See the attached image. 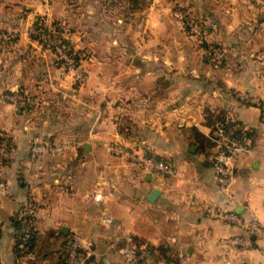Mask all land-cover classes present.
Returning <instances> with one entry per match:
<instances>
[{
  "label": "crops",
  "instance_id": "0c3cea01",
  "mask_svg": "<svg viewBox=\"0 0 264 264\" xmlns=\"http://www.w3.org/2000/svg\"><path fill=\"white\" fill-rule=\"evenodd\" d=\"M45 21L61 23L69 38L60 40L87 53L83 82L30 33ZM19 90L34 104L2 98ZM221 118L250 134L227 190L212 168ZM44 138L75 143L34 155L33 141ZM0 139V264H64L75 233L104 264L122 259L127 236L143 264H264V5L0 0ZM113 143L165 160L173 174L143 170L111 152ZM210 207L254 218L262 232L226 250L219 239L240 230L209 216ZM22 235L35 236L34 246L17 244Z\"/></svg>",
  "mask_w": 264,
  "mask_h": 264
},
{
  "label": "built area",
  "instance_id": "2783aa9c",
  "mask_svg": "<svg viewBox=\"0 0 264 264\" xmlns=\"http://www.w3.org/2000/svg\"><path fill=\"white\" fill-rule=\"evenodd\" d=\"M259 7H263L264 0H251ZM41 25V24H40ZM185 25L190 28L192 34L200 35L199 27L191 20H185ZM45 27V24H42ZM41 27V26H39ZM32 35L39 34L41 41L55 52L60 61L61 68L66 73H73L74 78L78 81L85 79V74L81 70L79 62L75 60L73 54L68 51V48L63 44L62 40L53 39L49 31L45 34L42 28L33 27L30 30ZM38 37V38H39ZM2 98L10 103H23L25 96L18 92H5ZM213 142L216 145V152L212 158V168L214 170L215 179L223 190H227L230 186L233 172L231 165L237 160L239 155L247 151L244 142L234 138L231 133L223 127L216 125L213 129ZM75 141L63 140L60 142L46 141L35 139L31 145V151L34 155H59L67 151L73 146ZM109 150L115 155L122 156L130 160L133 164L139 166L143 170L159 176H171L173 167L161 158L147 155L141 151L128 148L119 143L109 145ZM7 191L6 184L0 179V196H3ZM102 194L95 193L94 198L100 200ZM209 216L225 222L240 230V233L233 234L227 238L219 239V243L229 250L232 247L246 248L250 245V235L259 234L262 232L261 225L254 218H240L233 211L225 208H207ZM122 259L112 264H143L145 259L144 251L139 248L131 236H127L122 249ZM96 256L93 248V243L90 239L85 238L80 234H73L67 241L65 264H88L94 261Z\"/></svg>",
  "mask_w": 264,
  "mask_h": 264
},
{
  "label": "trees",
  "instance_id": "16d2710c",
  "mask_svg": "<svg viewBox=\"0 0 264 264\" xmlns=\"http://www.w3.org/2000/svg\"><path fill=\"white\" fill-rule=\"evenodd\" d=\"M190 16L189 15H186L184 14V19H191L189 18ZM40 21L37 20L36 23L39 24ZM200 24V23H199ZM59 23L58 22H54L53 23V26L55 27L57 33H59V35L63 32V29L61 27L58 26ZM201 26V25H200ZM187 30H188V27L186 26L185 27ZM63 42L65 43L66 47L68 48V51L70 53L73 54V57L75 58V60L77 62H80V59L82 58V55L79 51H75L74 48L69 44L68 41L66 40H63ZM59 64V62H58ZM26 98L28 97L26 93H24L22 90H19ZM18 104V103H17ZM18 106H22V107H28L29 104L28 102H26V99L23 103L19 104ZM216 125H219L221 127H223L226 131H228L229 133H231V135L238 139V140H242L243 142L245 141V138H247L250 134L246 131H243L242 128L240 126L237 125V123L235 122H231L225 118H221L220 121L215 124L214 128L216 127ZM43 139V138H42ZM1 140V139H0ZM44 140H46L44 138ZM46 141H49V140H46ZM245 143V142H244ZM247 146V144H245ZM7 150V148L3 147L1 145V141H0V161H4L3 159V154L4 152ZM24 236L22 235V238H18L17 239V244H23L24 246H27V247H33L34 244H35V241H37L36 237L33 236L34 238L31 237H27V238H23ZM67 246V244H66ZM66 246L64 247V250H63V260H64V264H65V256H66Z\"/></svg>",
  "mask_w": 264,
  "mask_h": 264
},
{
  "label": "rangeland",
  "instance_id": "374dc122",
  "mask_svg": "<svg viewBox=\"0 0 264 264\" xmlns=\"http://www.w3.org/2000/svg\"><path fill=\"white\" fill-rule=\"evenodd\" d=\"M179 16V19H181V22H183V24H184V26H186L185 25V20L186 19H184V15H181V14H179L178 15ZM38 25V24H37ZM59 27H61L62 29H63V32L59 35V33H57V31H56V29H55V27L53 26V23H48L47 21H45V34L47 33V31H49V34L52 36V38L53 39H60V38H69L68 36L66 37L65 36V34H67V32H65V30H66V28L60 23L59 25H58ZM69 35V34H68ZM32 36H34V35H32ZM36 36V38L37 39H39V41H41V39H40V37H39V34H36L35 35ZM39 37V38H38ZM45 45V44H44ZM66 46V45H65ZM43 49H47V50H49V52L51 51L50 49H49V47L48 46H45V48H43ZM75 50V49H74ZM45 51V50H44ZM75 51H77V50H75ZM80 52V51H79ZM52 53V55H54V53L53 52H51ZM81 53V55H82V58L80 59V62H79V64H80V67L82 66V61H83V59H86V57H87V53L86 52H84V51H82V52H80ZM85 55H84V54ZM55 56H56V54L54 55V58H55ZM56 59H57V61L59 62V64H58V66H59V68L62 70L61 72H65L62 68H61V65H60V61H59V59L57 58V56H56ZM82 60V61H81ZM81 70L84 72V74H85V70H84V68L83 67H81ZM84 81V80H83ZM83 81H81V82H83ZM80 82V81H79ZM44 101H45V98H44ZM30 102V101H29ZM28 102V104H34V102L32 103V100H31V102L29 103Z\"/></svg>",
  "mask_w": 264,
  "mask_h": 264
},
{
  "label": "water",
  "instance_id": "95a60500",
  "mask_svg": "<svg viewBox=\"0 0 264 264\" xmlns=\"http://www.w3.org/2000/svg\"><path fill=\"white\" fill-rule=\"evenodd\" d=\"M158 194H159V191L157 189H153L150 192L149 196H148V200L150 202H153L155 200V198L157 197ZM88 264H104V263L103 262H100V261H92V262H90Z\"/></svg>",
  "mask_w": 264,
  "mask_h": 264
}]
</instances>
